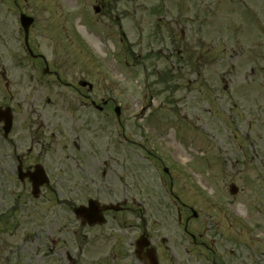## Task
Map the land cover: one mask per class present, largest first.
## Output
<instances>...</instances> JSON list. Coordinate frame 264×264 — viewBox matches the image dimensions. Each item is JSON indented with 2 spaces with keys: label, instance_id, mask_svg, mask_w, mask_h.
I'll return each mask as SVG.
<instances>
[{
  "label": "rangeland",
  "instance_id": "rangeland-1",
  "mask_svg": "<svg viewBox=\"0 0 264 264\" xmlns=\"http://www.w3.org/2000/svg\"><path fill=\"white\" fill-rule=\"evenodd\" d=\"M11 1L0 4V71H7L11 84L7 92L6 80L0 78V97L6 94L5 99L17 111L16 140L25 148L29 147L33 131L51 145L52 153L47 160L53 175L51 183L67 190V183L59 177L72 174L73 163L64 167L58 157L62 147L74 136L60 129L61 121L54 113L57 109L71 113L68 101L77 103V100L58 97L60 92L55 86L50 91L43 89L36 80L41 78L40 74L30 72L22 41L20 12L13 10ZM19 2L38 21L37 27L32 29L33 44L49 53L50 61L65 62L67 67L79 70L78 76L92 79L112 91L122 106V113L129 114L131 137L138 145H132L128 151L127 168L122 162L124 155L117 150L109 154L114 159L110 165H104L100 156L97 171L90 173L97 184L109 180L120 187L119 178L125 170L128 193L120 190L112 199L127 198L136 208L159 209L165 222L168 212L174 214L175 221L180 205L182 211L190 215L191 208L182 202L191 204L199 212L198 217H191L189 221L196 232L223 243V208L231 219L235 216L236 204L243 201L250 206L249 197L258 191L259 184H264L261 183L264 180V0H109L106 9L110 14L105 16H102L105 9L99 16L94 13L96 0ZM162 7V13L153 12ZM70 13L73 17L80 13L86 28L94 19L89 30L101 38L99 47L88 38L80 41L71 38L74 22L67 19ZM160 15L163 18H159ZM157 22L161 23L162 32L165 31L160 33L159 40L151 33ZM60 23L67 28L48 27ZM107 31L120 40L119 46L113 47L111 41L115 39L107 38ZM55 34L64 38L60 46L64 48L55 47L59 43L53 37ZM127 47H131L135 55L160 51L163 57L153 55V59L137 62L132 67L134 59L128 62ZM171 53L172 59L168 57ZM176 56L189 63L177 62ZM18 61L21 66L16 65ZM91 63L94 65L90 67ZM170 66L175 69L171 72L178 89L169 84L161 87L163 93L158 95L154 89L161 84L155 82L152 71ZM40 72L42 75V70ZM48 97L53 100L48 102ZM84 112V108L77 111ZM31 121L32 129L28 128ZM115 130L114 125H109L104 134ZM103 140V131H100L99 142ZM139 144H146L155 156L162 154L164 160L175 165L174 175L178 174L175 191L182 201L178 205L170 202L166 193L150 192L148 186L161 191L169 184V178L164 174L163 180L159 174L164 172V166H172L159 160L161 168H158L154 164L157 158L147 159ZM4 145L8 148L0 137V223L2 220L4 223L0 226V264H100L98 256L88 253L92 232L79 227L71 209L57 206L56 198L51 195L34 201L15 182L16 187H11L10 181L14 180L6 178L5 168L6 163L11 167L13 163L9 160L10 150H5ZM167 147L169 150L164 153ZM3 152L8 155L6 162L1 157ZM79 167L83 173L82 165ZM104 169H107L106 175L102 174ZM3 180L8 187L3 186L4 191L1 190ZM143 183L147 186L143 187ZM232 183L241 189L234 197L229 191ZM74 184L61 199L77 205L86 201L87 196ZM19 193L24 197H19ZM6 214L3 219L1 215ZM85 232L88 240L83 237ZM81 244L85 248L83 254L78 253ZM107 258V264L126 263L118 259L120 257ZM202 260L196 262L201 264Z\"/></svg>",
  "mask_w": 264,
  "mask_h": 264
},
{
  "label": "flooded vegetation",
  "instance_id": "flooded-vegetation-1",
  "mask_svg": "<svg viewBox=\"0 0 264 264\" xmlns=\"http://www.w3.org/2000/svg\"><path fill=\"white\" fill-rule=\"evenodd\" d=\"M35 26L36 23L33 28ZM35 51L38 53L37 49H35ZM30 58V65L34 72L38 73L42 66H44V77L36 78L39 85L42 86L43 89L45 87V89L49 91L53 86H58L61 91L59 96L62 99L68 100L71 98L77 100L80 106L92 107V109L94 107V102H107L104 108L106 109L111 102L115 101V99H113L114 97L109 93V90L104 88L100 89V85L92 79L90 80L83 76H78L75 68H69L62 62L47 61L46 57L42 54L35 53L30 56ZM20 65L21 63L18 61L17 66ZM41 97L42 95H40V98ZM48 100L51 99L48 98ZM68 102L70 103L71 109H69V111L71 113H61V124H59V127L62 131L64 128L67 133H70V136H74L75 138L62 147L58 160L61 161V164H64L65 160L73 161L76 165H79L78 163L82 161H87L88 164H95L100 161L99 156L104 155L98 142V131L101 123L100 114L105 115L103 116L104 125L106 121L109 120V115H111V113H93V111L77 113L79 109H75L76 106L72 104L74 101L70 100ZM104 109H98L96 111L103 112L105 111ZM60 129H58L59 132L63 134ZM124 131L125 127H123V133ZM63 138L67 137L63 136ZM23 145L24 144L19 140L11 142L12 152L9 160L13 162L11 170L16 179H18L19 164H22L24 170H30L34 168V165L41 162L48 163L52 153L51 145L43 142L40 136H35L33 138L32 146L25 148ZM37 146L40 147L38 148ZM107 151L109 150L107 149ZM104 158L106 160L105 156ZM2 159L3 162H6L5 158L2 157ZM6 165L7 168L10 167L9 163H6ZM59 180L62 182L77 181L80 180V177L75 180H70L65 176H61ZM27 181L30 183V181L26 179L23 181L24 185L27 184ZM81 185V187H78L79 189L84 187V184ZM58 187V184L56 187L49 185L46 186L45 189H47V193L56 198L69 193L68 190L58 189ZM99 188L102 189V186L99 185ZM106 188L110 189V186H106ZM96 195L103 196L99 191L96 192ZM125 203H127L126 199L124 201V204ZM256 203L259 202L256 201ZM261 203L264 202L261 201ZM247 206L249 205L245 206V211L239 212L241 217L231 219V224H236L234 228H228V216H223V246L220 245V247H216V249H211V245L204 242L205 240L203 238L198 240L193 235L191 238H161L159 245V234L157 229H153L152 226L149 227L147 224V210L145 207H141L140 209V225L137 228L139 234L137 235L141 237L146 236L151 240V244L150 246L142 248L141 254L139 255L141 259L137 256L138 237L131 235L136 231L132 228V225L129 228V237L117 236L113 238L114 232L111 230L114 226L103 228L116 218L114 211L105 212L107 220L104 224L91 227L92 229H96L93 234V240L95 242L97 241L99 250L102 252H106L108 249V252L115 255L125 254L129 257L135 256L139 259L138 262L141 264H150L147 257H149L152 248L155 249L160 264H189L191 262L189 257L195 252L197 246H205L209 251H214V255L216 253L215 251L220 249V264H264V205L259 206L250 204L249 207ZM120 213H129L130 215V213L135 212L133 211V207L124 206ZM124 216H126V214ZM187 223L188 222H186V226ZM120 224L119 222V225ZM125 224L126 223L123 225ZM210 241L211 240H209V243H211ZM100 242H104L102 248L100 247Z\"/></svg>",
  "mask_w": 264,
  "mask_h": 264
},
{
  "label": "water",
  "instance_id": "water-1",
  "mask_svg": "<svg viewBox=\"0 0 264 264\" xmlns=\"http://www.w3.org/2000/svg\"><path fill=\"white\" fill-rule=\"evenodd\" d=\"M26 21H29V19H25ZM26 29H28V27L26 26ZM2 116H3V113H1V109H0V119L2 118ZM6 123H7V125L6 126H8V128L11 126L10 124H11V119H10V117H9V119L8 120H6ZM236 189L235 188H233V191H235ZM81 211V209H78L77 210V212L79 213Z\"/></svg>",
  "mask_w": 264,
  "mask_h": 264
}]
</instances>
